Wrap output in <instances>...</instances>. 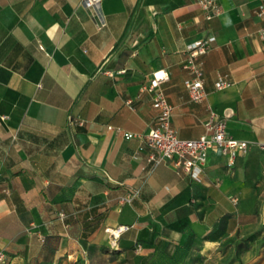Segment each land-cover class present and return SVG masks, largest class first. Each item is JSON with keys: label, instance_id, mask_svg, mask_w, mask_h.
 <instances>
[{"label": "crops", "instance_id": "1", "mask_svg": "<svg viewBox=\"0 0 264 264\" xmlns=\"http://www.w3.org/2000/svg\"><path fill=\"white\" fill-rule=\"evenodd\" d=\"M0 0V248L9 264H264L263 0ZM205 98L184 86L187 45ZM181 139L211 112L249 149L212 148L198 180L153 164L139 137L156 126L154 71ZM223 78L231 85L216 90ZM78 122H81L79 124ZM110 127V128H109ZM135 193L128 202L122 198ZM128 229L112 246L105 228Z\"/></svg>", "mask_w": 264, "mask_h": 264}, {"label": "built area", "instance_id": "2", "mask_svg": "<svg viewBox=\"0 0 264 264\" xmlns=\"http://www.w3.org/2000/svg\"><path fill=\"white\" fill-rule=\"evenodd\" d=\"M197 3L205 10V18L211 19L221 13L218 0H198ZM84 7L89 9L93 15L100 17V25H103L102 15L99 11L100 0H82ZM259 16L264 15V0L257 9ZM260 38H264V27L258 31ZM214 37H208L191 43L185 48V56L182 66L188 72V77L184 80V86L188 91L192 101L200 102L205 98L202 85V70L198 57L205 54L212 45ZM167 79V73L163 70L154 71L149 82L140 87L141 91H147L152 95V105L157 110L156 126L151 127L141 134H134L128 131H120L124 139L139 137L145 145L153 150L154 154L149 156V161L158 164L163 161H171L176 167H180L192 179L198 180L202 169L207 161V156L212 148H218L227 158V164L231 165L234 158L239 154H244L249 149V144L243 140H237L226 133V123L223 119H216L215 113L211 112L205 126L210 130L208 135H201L196 139H181L175 130L170 126L171 106L166 101L160 89V83ZM231 83L223 78H218L215 83L216 90H223ZM81 124V122H78ZM110 128V127H109ZM264 149V144L259 145ZM135 193H130L122 198L123 201H130ZM127 229L126 225H119L115 228H105L109 234L110 243L116 245V240ZM0 264H9L6 254L0 248Z\"/></svg>", "mask_w": 264, "mask_h": 264}, {"label": "trees", "instance_id": "3", "mask_svg": "<svg viewBox=\"0 0 264 264\" xmlns=\"http://www.w3.org/2000/svg\"><path fill=\"white\" fill-rule=\"evenodd\" d=\"M127 229H128V227H127ZM127 229H125L123 232H125ZM123 232H122V233H123ZM122 233H120V235H121ZM120 235H119V236H120Z\"/></svg>", "mask_w": 264, "mask_h": 264}]
</instances>
